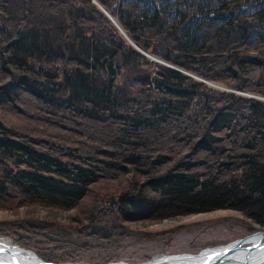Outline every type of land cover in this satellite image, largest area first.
Returning a JSON list of instances; mask_svg holds the SVG:
<instances>
[{
  "label": "trees",
  "instance_id": "obj_1",
  "mask_svg": "<svg viewBox=\"0 0 264 264\" xmlns=\"http://www.w3.org/2000/svg\"><path fill=\"white\" fill-rule=\"evenodd\" d=\"M101 5L181 70L264 94V0H0V207L125 179L114 224L228 208L264 228V99L152 64Z\"/></svg>",
  "mask_w": 264,
  "mask_h": 264
},
{
  "label": "rangeland",
  "instance_id": "obj_2",
  "mask_svg": "<svg viewBox=\"0 0 264 264\" xmlns=\"http://www.w3.org/2000/svg\"><path fill=\"white\" fill-rule=\"evenodd\" d=\"M103 10L112 19L111 13L107 9ZM138 46L136 47L151 62L159 61L181 70L175 64L167 63L140 46L147 53L142 51ZM131 72L137 73L133 70ZM182 72L205 84L211 89L206 91H213L215 98L218 99L221 91L264 99V94L235 86L237 81L231 77L217 80L189 70ZM126 78L127 76L123 75V81ZM203 98L204 95L200 96L199 101L203 102ZM28 109L36 112L34 109ZM4 113L6 117L9 116L8 120L24 123L26 113L21 111ZM34 123L45 129L54 128L50 123L42 121ZM186 150L188 148L183 149ZM125 183H127L125 179H120L117 182L108 180L103 184H96L76 206L71 208H50L40 205H22L18 209L0 207V238L32 250L45 260L61 264H108L114 261L138 264L152 257H159L161 260L158 264H161L170 257L180 259L191 256L190 254H199L205 249L224 246L264 229L241 211L228 208L155 219H122L120 224H114V221L118 220L116 213L124 216L121 211L110 212L114 215L111 217L106 212L102 215L99 209L106 205L111 206L103 202L115 191L121 190L123 186L121 184ZM92 213L94 217H90Z\"/></svg>",
  "mask_w": 264,
  "mask_h": 264
},
{
  "label": "bare ground",
  "instance_id": "obj_3",
  "mask_svg": "<svg viewBox=\"0 0 264 264\" xmlns=\"http://www.w3.org/2000/svg\"><path fill=\"white\" fill-rule=\"evenodd\" d=\"M124 30V29H122ZM121 30V31H122ZM127 37V36H126ZM130 39L129 37H127ZM253 240H255L257 243H262L263 246L259 248L260 254H253L251 253L247 248L243 247V249H247L243 251H239L236 253H229L226 256L228 257V262H224L223 264H264V239L261 237V235H255ZM223 251V248L219 247H212L205 249L202 254L211 253L213 257L220 255ZM248 252V253H246ZM226 254V253H225ZM7 256L9 258L16 257L17 260H19L21 263L24 264H38L40 258L37 253H35L32 250H26L16 244H14L11 241H7L0 238V259L4 260L7 259ZM200 256L196 254H193L191 256L183 257L180 259H174L177 260L172 261L169 264H197L199 262ZM61 264V263H60ZM108 264H129L122 261H114ZM161 264H168L166 262H163ZM220 264V263H219Z\"/></svg>",
  "mask_w": 264,
  "mask_h": 264
},
{
  "label": "water",
  "instance_id": "obj_4",
  "mask_svg": "<svg viewBox=\"0 0 264 264\" xmlns=\"http://www.w3.org/2000/svg\"><path fill=\"white\" fill-rule=\"evenodd\" d=\"M112 19L115 21V23L118 25V27L122 30V26L119 25V23L116 21V19H114L112 17ZM122 32L127 36V33L125 32V30H122ZM130 38V37H129ZM130 40L132 41V43L136 46H138V44L132 40L130 38ZM140 49H142V51L146 52L143 48H141L140 46H138ZM147 53V52H146ZM261 235V237L264 239V229L263 230H258L252 234H249L245 237H242V238H239V239H236L235 241H232L224 246H220V248H223V251L221 252L220 255H217L215 257L212 256V254L210 253H206V254H202V253H199L197 255L200 256L199 258V262H197V264H223L224 262H228V257L226 256L227 254L231 253H236V252H239V251H243L244 250H249L251 253L253 254H260L259 252V248H261L263 246L262 243H257L255 240H253L254 236L255 235ZM247 243V244H245ZM17 245V244H16ZM20 246V245H18ZM21 247V246H20ZM219 247V246H218ZM243 247L247 248V249H243ZM23 248V247H22ZM25 249V248H24ZM27 250V249H26ZM203 252V251H202ZM226 253V254H225ZM248 253V252H246ZM190 255H193V254H190ZM6 257L7 259H0V264H24V263H21L19 260L16 259V257H12V258H9L7 256H4ZM175 257V256H174ZM40 260L38 262V264H60V263H56V262H53V261H48V260H45L43 259L42 257H40ZM161 259L159 257H152L151 259L149 260H146V261H142L141 263H138V264H150L152 262H158L160 261ZM163 260V259H162ZM172 261H177V260H174L173 258H169V259H166V263H171ZM127 263V262H125ZM174 264H178V263H174Z\"/></svg>",
  "mask_w": 264,
  "mask_h": 264
}]
</instances>
